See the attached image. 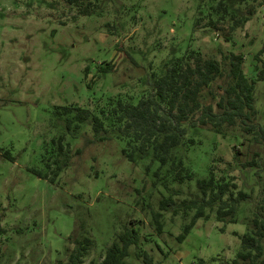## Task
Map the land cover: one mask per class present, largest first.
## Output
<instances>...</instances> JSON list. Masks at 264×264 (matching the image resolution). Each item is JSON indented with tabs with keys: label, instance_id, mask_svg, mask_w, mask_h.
<instances>
[{
	"label": "rangeland",
	"instance_id": "obj_1",
	"mask_svg": "<svg viewBox=\"0 0 264 264\" xmlns=\"http://www.w3.org/2000/svg\"><path fill=\"white\" fill-rule=\"evenodd\" d=\"M91 2L93 14L83 16L66 0H0V264H64L74 247L71 234L93 240L83 264H100L131 222L141 237L140 248L154 264H230L254 203L239 208L235 223H220L213 213L198 220L180 243L176 238L189 217L164 212L158 234L151 212L158 211L168 192L152 185L157 163L149 155L128 162L122 140L99 141L89 124L69 133L55 109L93 111L117 99L136 103L148 91L150 75L161 74L185 52L221 62L234 53L244 58L243 72L255 82V123L264 129V79L258 80L264 74V51L258 55L264 47V6L230 32L232 22L226 18L223 33L206 26L210 17L217 18L211 13L217 0ZM251 5L246 0L240 8L235 2L229 6L243 18ZM106 64L110 71L101 73ZM62 134L67 165L49 183L30 170L43 169L42 156H49L45 150L50 152L55 147L51 141ZM188 137L196 144L183 143L174 154H182L194 180L173 186L183 193L178 200L192 197L196 180L215 167L216 178L234 177L238 187L253 191L256 201L260 187L253 171L242 165L263 160L261 139L239 127L226 136L189 130ZM135 251L130 249L125 264H142Z\"/></svg>",
	"mask_w": 264,
	"mask_h": 264
},
{
	"label": "trees",
	"instance_id": "obj_2",
	"mask_svg": "<svg viewBox=\"0 0 264 264\" xmlns=\"http://www.w3.org/2000/svg\"><path fill=\"white\" fill-rule=\"evenodd\" d=\"M245 1L217 0L211 7V13H215L217 18L212 19L209 13L206 26L225 33L222 22L229 18L232 22L229 32L233 31L245 23L248 16L255 14L257 6H264V0H252V5L246 8L244 17L236 16V12L230 9V3L235 2L240 8ZM66 2L79 8L80 15L93 14L91 0ZM82 2L87 4L80 7ZM229 38L225 36L227 41ZM263 51L264 47L258 55ZM224 60L221 62L203 57L195 51H188L174 58L161 74L152 73L148 91L136 103L123 99L110 100L103 106L95 107L93 111L77 106L59 107L55 109V115L63 116L66 131L69 130V133L82 124H89L94 137L99 141H107L113 137L122 140V153L130 163L151 156V162L157 163L152 174V185H160L168 192L159 200L158 211L151 212L158 234L162 233L161 218L164 212L170 211L174 215L181 213L184 219L189 217L188 223L182 226L181 233L176 238L180 243L198 220L208 219L213 213L220 223H235L239 208L254 203L251 218L244 219L248 230L240 237L241 247L230 264H264V158L258 164L249 162L242 165L244 171H253L251 177L260 187V196L256 201L253 191L238 187L234 177L231 180H226V175L216 178L215 167L208 169L205 178L196 180V193L192 197L190 195L178 200L183 193L173 187L175 184L182 186L194 180V174L185 165L182 154H174L182 148L183 143L190 146L196 144L193 138L188 137L189 130L209 129L226 136L232 128L239 127L244 134H254L264 143V129L255 123V82L243 72L244 58L229 53L224 56ZM99 71L107 73L110 66L106 64ZM262 79L264 74L261 72L258 80ZM207 99L210 101H206ZM64 140L65 135L62 134L51 141L55 147L50 152L45 150V154L49 156H42L43 169L30 170L36 177L49 183H54L59 177L68 160L65 155L68 147L65 150ZM4 156L12 158H9L8 153ZM61 156L64 157L62 161ZM149 170L148 166L146 172ZM171 184L174 185L170 186ZM129 226H125L116 235L100 264H125L132 247L136 249L135 256L141 259L142 264H154L147 252L140 248L141 237L138 229L133 227L134 222L129 223ZM68 240L74 247L64 264H83L93 246V240L86 235L75 237L74 234Z\"/></svg>",
	"mask_w": 264,
	"mask_h": 264
}]
</instances>
